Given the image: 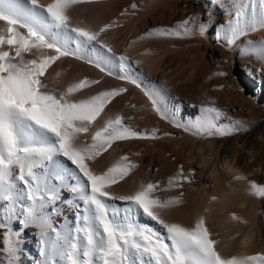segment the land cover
<instances>
[{"label": "snow or ice", "instance_id": "6c2138e0", "mask_svg": "<svg viewBox=\"0 0 264 264\" xmlns=\"http://www.w3.org/2000/svg\"><path fill=\"white\" fill-rule=\"evenodd\" d=\"M26 2L30 8L23 7L24 0H0V21L6 25L0 28V201L7 202L6 215L0 213V264H21L24 242L21 229L28 227L38 230L40 255L44 257L39 264H57L56 257L62 264H264V255L222 257L214 248L216 241L210 239V231L203 219H198L194 227L162 219L159 210L179 203V199L161 201L154 198L152 193L159 189L158 183H147L134 194L118 197L105 190L107 185L123 180L135 165L121 163L97 175L85 161L99 156L114 141L155 139L157 132L133 129L123 123L120 115H116L92 133L90 145L78 147V135L88 133L89 125L100 116L105 106L127 89L119 87L100 91L89 99L72 102L68 99L69 94L99 82L83 79L57 97L44 91L47 85L40 78L59 56L83 58L86 46L93 45V42L110 54L93 61L95 66L103 73L117 75L105 67L115 58L111 48L98 39L110 25L101 27L99 31L72 26L66 9L80 0H53L47 6L40 5L38 0ZM258 3L261 9L259 16L253 13L249 18L240 8L232 19L219 25L216 31L218 42L222 36L221 29L223 37L231 44L257 28H264V0H258ZM37 9H42L47 16H42ZM196 18L188 17L175 28H153L146 36H191L193 30L188 25ZM209 28L210 22H201L199 35L204 37ZM18 29H25L27 34ZM71 42L76 45L75 51L69 48ZM4 45L9 46L14 55L4 50ZM41 47L54 49L58 55L46 56L39 63L24 60V52ZM250 47L264 56V44ZM118 60L124 73L118 78L140 88V83L129 74L130 62L127 58L121 55ZM216 75L225 76L226 73ZM141 90L160 119L168 120L174 127H181L194 135L224 137L241 129L247 130L242 121H233L218 107H201L200 115L191 125L177 123L159 106L160 91ZM221 120L227 123H218ZM60 157L66 158L78 170L69 174L73 182L68 187L70 193L82 202L75 203L74 213V230L77 235L83 233L82 245L75 242L76 237H70L73 242L63 246L60 243L63 237L51 220L52 215L60 214L59 202H63V189L52 182V177L60 179L68 172L65 161ZM121 160L127 161V157ZM17 180L26 189V200L30 202L27 205L20 203L25 194L17 189ZM177 180L188 181L190 176L185 175L181 168L176 176L169 179V186H176ZM249 190L251 195L264 198V185L251 182ZM102 198L126 202L127 206L111 208L110 212V205ZM67 203L73 204L74 201L70 197ZM138 213L161 225L166 230V237L136 222ZM14 221L20 228L13 227ZM50 233H54L56 238L50 239Z\"/></svg>", "mask_w": 264, "mask_h": 264}, {"label": "bare ground", "instance_id": "6f19581e", "mask_svg": "<svg viewBox=\"0 0 264 264\" xmlns=\"http://www.w3.org/2000/svg\"><path fill=\"white\" fill-rule=\"evenodd\" d=\"M84 1L83 4L79 2L80 4L76 3V5H70L66 9V14L69 16L72 26L83 27L91 31H99L116 12V8L113 6L101 10V4L93 2L87 3V0ZM52 2L53 0H38V3L44 6ZM202 3L209 10L212 20L210 21L206 14H204V18L207 19V22L209 20V22L213 23V27L210 26L208 30H211V34L207 35V40L199 44L201 54L208 56L210 61L218 64V67L231 75V78L233 77L234 67L238 61V67L245 72L247 79H249L247 84H255L258 86L255 88L256 94L258 95L264 83V56H261L259 52L253 51L250 45L264 44V28H257V30L244 35L242 39L234 40L231 44H228L227 39L223 37L222 29V36L219 42L216 37L218 26L232 19L237 9L242 8L249 18H251L253 13L259 16L258 0H202ZM23 7L30 8L31 6L24 0ZM37 11L40 12L42 16H47L46 12L42 9H37ZM195 12L198 17H200L199 11L195 9ZM2 22L3 21H0V25L3 24ZM117 27L112 33H109L111 30L108 31V29H106V31L100 33L98 39L108 48H111L114 56L123 55L127 58L130 62L129 74L133 76L131 61L136 62V57L143 53V50L141 51L142 53L139 50L141 43L143 44V42L140 41L142 37H129L126 45L121 48L123 41L121 42L122 44H119L115 40L121 33V30ZM192 27L190 26V28ZM198 28L199 24L196 22L193 29L194 32L200 36ZM74 35L75 34H73V36ZM108 38L111 39L110 42ZM86 47L87 50L81 59H77L74 56H59L56 61L48 65L44 75L40 78L42 82L47 85L44 91L59 97L62 93H66L69 87L79 83L83 79L89 81L97 80L99 83L89 84L87 87L69 94L68 99L70 101L79 102L80 100L89 99L92 95H96L100 91H110L113 88L125 87L127 91L122 93L119 97H114L113 100L105 106L100 116L89 125L88 133H80L78 135L76 140L77 146L84 148L90 145L92 143V133L102 128L108 119H114L116 115H120L122 119H124L123 123L125 121L131 124L130 127L133 129L148 133L155 130L157 132V138L155 139L146 138L142 139L143 141H133V139H130L126 142L124 141L121 156L129 150L128 148L134 146V144H149V147L144 148L148 153L147 155L150 161H157L165 171H172L174 168L180 170L183 168V172L185 175L190 176V180L181 181L185 184L189 182L199 184V189L195 192V196L190 199H188V196L194 192L190 186H187V189L181 192L180 198H170V200L179 199V203L173 204L168 208L160 209L161 218L166 222H176L184 227H194L198 219H203L205 221V226L210 231V239L216 241L214 248L224 258H232L233 256L243 258L249 255H264V234L260 227V222L262 220L261 214L264 212V198L251 195L249 190L251 182L257 184H260L261 181L264 182V130H260L258 133L260 142L258 143L259 146L257 149H250L248 147V149H245L246 151L239 150L238 154L232 155L230 158L226 153L221 152L222 161L219 167L216 160L220 150L217 149L220 148V145L218 146L216 142L208 143L206 140L200 141L192 132L190 135L182 137L181 131L172 129L168 120L160 119L152 110L151 102L141 89H132L127 83H124L118 78L120 73L113 67L116 56L112 59L111 63L106 64L105 67H107L110 72L116 73L117 75L107 74V76H102L100 75V70L98 71L99 68L95 66L93 61L100 58L102 55L110 54L107 53L106 49H102L100 44L96 42ZM69 48L75 51V43L71 42ZM137 52H140V54L135 55ZM31 55V58L39 63L40 60L46 56L58 54L54 49L41 47L39 49L33 48ZM71 59H73V61H71ZM138 63H140L139 60ZM84 64L87 65L85 68H83ZM142 64L145 65L142 66L140 70H143V67L146 69L150 68L148 71L149 77L153 79L154 75H152V73L155 74V71L151 70V65L148 64L147 61ZM89 72H91V74H89ZM163 83L166 85L165 80H163ZM168 87L169 86H167V88ZM152 91H160L159 106L166 112L161 106V102L166 105V101H164L166 96H164V94L166 91H164L162 87L160 88V86L153 87ZM228 96L232 97L231 93L228 94ZM122 99H125L129 106L125 108L121 103ZM254 100H256V98ZM136 105L139 109H134ZM189 108L191 107L189 106ZM227 108L221 107L220 110L224 111L227 117L232 119L233 115H231V111ZM229 108L235 112L234 114L239 116L238 120L242 122L247 120V114H249V117L253 118V125L259 121L258 116L260 112L264 115V102H255L253 104L250 102L246 108H244V106L240 107V111L238 112L232 106H229ZM257 108L258 111L256 112L255 110H257ZM198 115H200V111H198ZM196 117L197 115L195 118ZM191 123L188 122L187 124L191 125ZM218 123H227V121L221 120ZM165 133H170V135H164ZM119 142L120 141H114L111 148H115ZM214 146H216L215 149L213 148ZM243 146L247 145L244 144ZM136 152H138V150H136ZM99 156L90 160L95 166H99L98 162L99 160L101 161V159L98 158ZM243 156L249 160L247 161L245 159L246 161H244V163L239 161L240 157ZM106 157V166L103 168L102 173L90 166L87 161L85 162L89 165L90 170L93 171L94 174L102 175L108 168L113 167L114 163L116 164V160L111 152L108 153ZM251 159H253V161H251ZM65 163L68 172L64 173L60 179H56L55 176L52 177V182L56 184L57 187L62 188L63 191L64 189L69 190L68 185L73 182V178L69 174L78 171L70 162L65 161ZM119 164L118 160V165ZM259 171H263V173H259ZM236 177H242V179H237ZM140 184V182L130 179L119 186L115 184L107 185L105 190L108 191L111 196L112 190L124 191L123 193L125 195L134 194V192L139 190L142 186V184ZM16 185L17 189L25 194V199L20 203L25 205L29 204L30 202L26 200V189L24 185L18 180L16 181ZM153 194L154 192L152 195ZM70 197L72 201H74L73 204L67 203ZM102 199L110 205V212L111 208L119 207L122 209L127 206L126 202H121L119 200H110L109 198ZM75 203H82L75 194H71L69 197L63 196V202H59L58 211L60 214L51 216L52 222L63 237L60 243L65 247L73 242L70 237H76L75 242L78 245H82L84 242L83 233L77 235L74 230L76 227V220L68 218L70 215L69 211H71L69 209L70 205H73L75 208ZM0 208V213L6 215L7 202L0 201ZM65 212L69 213L63 216ZM120 216H123L122 211L120 212ZM135 221L141 225H147L153 228L162 236L166 237L167 235L166 230L163 229L161 225L152 221L150 218H146L142 213L136 214ZM13 227L20 228V225L14 221ZM21 230L24 241L21 264H39L44 257L40 255L41 245L38 243V230L34 227ZM49 238L55 239V234L50 233ZM167 242L170 243L169 241ZM56 260L57 264H62L59 257H56ZM97 264H99V262H97Z\"/></svg>", "mask_w": 264, "mask_h": 264}, {"label": "rangeland", "instance_id": "374dc122", "mask_svg": "<svg viewBox=\"0 0 264 264\" xmlns=\"http://www.w3.org/2000/svg\"><path fill=\"white\" fill-rule=\"evenodd\" d=\"M84 2V0H80L81 4ZM86 2L101 4V10H105L112 6L116 8L115 14L106 22V25H110L111 27L107 28L108 31L111 30L109 33L115 31L117 26V28L121 30L119 36L115 38L119 44H122L121 42L123 41L121 48L126 45L129 37H142V39L139 40L142 41L143 44L141 43L139 50L140 52L143 50V53L141 52L142 55L140 52L135 54H140L137 56L138 58L135 56L137 63L131 61L133 66V77L138 83H140L141 87L138 88L135 84L128 83L123 79L120 80L127 83L132 89L143 88L149 92H152L153 87H162V89L166 91L164 94V96L166 95L164 100L166 101V105L161 102V106L166 110L167 115L177 123L187 124L188 122H193L195 116H198L199 109L204 106L218 107L219 109H221V107H228L227 109L231 111L230 113L233 115L232 119L235 121L239 119V116L234 114L235 112H233L229 106L234 107L238 112L240 111V107L244 106V108H246L250 102L252 104L255 102H264V83L257 95L255 88L258 86L255 84H247L249 79H247L245 72L238 67V61L234 67L233 77L231 78V75L226 71L221 70L218 67V64L210 61L208 56L201 54L199 44L200 42H205L207 40V35L211 34V30L208 31L204 37H200L194 32L193 28L196 22L197 24L207 22V19L204 18V14L208 16L210 21L212 20V16L207 7L203 5L202 0H87ZM133 5H136V7H133ZM195 9L199 11L200 17H198ZM258 10L261 11L259 4ZM193 16L197 18L191 20L188 25L189 27L193 26L191 28L193 30V35L191 36L180 38L170 36H146V33L153 28H175L178 23ZM2 23L3 24L0 25V28L6 27L5 22ZM210 26L213 27V23L210 22ZM18 30L24 35L27 34L25 29ZM108 41L110 42L111 39L108 38ZM2 47L4 50L11 51V54L14 55V51H12L9 46L4 45ZM31 53L32 49L31 51L23 53L25 61L33 60L31 58ZM115 56L116 61L114 62L113 67L119 71L120 75H123L124 73L119 66V56ZM138 60L140 63H138ZM145 60L151 65V70L155 71V74L152 73V75H154L153 79L149 77L148 71L150 68L146 69L143 67V70H140V68L145 65L142 64L146 62ZM71 61H73V59H71ZM85 66L87 65L84 64L83 68H85ZM220 72L226 73V75H216V73ZM89 74H91V72H89ZM100 75L107 76L106 73L101 71ZM163 80L166 81V85L163 83ZM221 85H223V87H221ZM167 86L169 87L167 88ZM230 93L232 97L228 96ZM255 98L256 100H254ZM121 103L125 108L129 106L125 99H122ZM189 106L191 108H189ZM134 107V109H139L137 105ZM255 111L257 112L258 108ZM247 116V120L243 122L247 130L241 129L239 132L224 137L213 136L206 138L204 136L194 135L199 138L200 141L206 140L208 143L216 142L218 146L220 145V148L217 149L220 150L216 160L219 167L222 161L221 152L226 153L230 158L232 155L238 154L239 150L246 151L245 149H248V147L250 149H257L259 146L258 143L260 142V136L258 133L260 130H264V115L261 112L259 113V121L255 125H253V118L249 117V114H247ZM124 124L127 126L131 125L125 121ZM170 124L172 129H178L181 131L182 137L188 136L191 133L185 131L181 127H174L172 123ZM134 140L142 139H133V141ZM124 141L126 142L127 140L120 141L113 149L109 147L106 151L101 152L98 157L101 159V161L99 160L98 162L99 166H95L90 160H87V162L90 166L98 170V172L102 173L103 168L106 166V156L111 152L116 160L114 166L118 165V160L120 164L131 163L135 165V167L129 170L128 175L123 180L117 181L115 184L116 186H119L126 180L130 179L136 180L142 185H146L147 183H158L160 187L158 190L154 191L153 197H157L161 201L170 200L172 197L180 198L181 192L187 189V186H190L194 192L188 196V199L195 196V192L199 189V184L197 183L189 182L188 184H185L183 181L177 180L176 186H169V178L176 176L179 169L174 168L172 171H165L157 161H150V158L147 155L148 153L144 148L149 147V144H145L146 146L140 143H137L136 145L134 144V146L128 148L129 150L124 154L127 157V161H122L121 158L124 155L121 156V153L123 152ZM244 144L247 146H243ZM216 146L213 148L215 149ZM136 150H138V152H136ZM60 159L66 161V158L60 157ZM245 159L246 158L243 156L240 157L239 161L244 163V161L249 160ZM251 161H253V159H251ZM259 173H263V171H259ZM260 185H264V182L261 181ZM123 192L120 190H112L111 194L112 196L118 197L120 195H125ZM62 195L69 197L71 194L69 193V190L64 189ZM69 209L71 211H69L70 215L68 218L76 220L74 217L76 210L73 205H70ZM67 213L65 212L63 216H66ZM261 215L262 220L260 222V227L264 234V212H262Z\"/></svg>", "mask_w": 264, "mask_h": 264}]
</instances>
